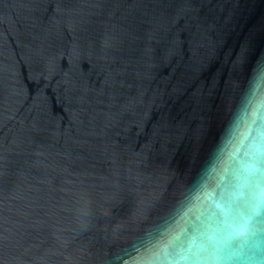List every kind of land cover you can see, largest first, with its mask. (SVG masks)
Here are the masks:
<instances>
[{"label":"water","instance_id":"1","mask_svg":"<svg viewBox=\"0 0 264 264\" xmlns=\"http://www.w3.org/2000/svg\"><path fill=\"white\" fill-rule=\"evenodd\" d=\"M0 264H264V0H0Z\"/></svg>","mask_w":264,"mask_h":264}]
</instances>
